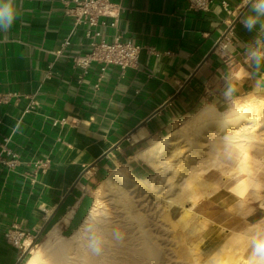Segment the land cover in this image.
Returning <instances> with one entry per match:
<instances>
[{
    "label": "crops",
    "instance_id": "crops-1",
    "mask_svg": "<svg viewBox=\"0 0 264 264\" xmlns=\"http://www.w3.org/2000/svg\"><path fill=\"white\" fill-rule=\"evenodd\" d=\"M110 1L117 26L108 17L89 28L76 20V0H13L16 20L0 31V264H17L50 231L81 226L111 171L149 173L139 155L200 107L264 98V64L246 56L264 40L241 23L253 14L249 0H212L207 10L189 0ZM88 29L101 32L97 41L140 46L135 66L77 65L92 57ZM241 68L249 77L225 98V77Z\"/></svg>",
    "mask_w": 264,
    "mask_h": 264
},
{
    "label": "bare ground",
    "instance_id": "bare-ground-1",
    "mask_svg": "<svg viewBox=\"0 0 264 264\" xmlns=\"http://www.w3.org/2000/svg\"><path fill=\"white\" fill-rule=\"evenodd\" d=\"M262 100L263 97H256L226 111L210 104L197 109L139 155L154 174L139 177L123 166L111 171L98 184L81 226L69 235L53 230L42 243L31 241V255L24 264H211L209 257L222 246L224 255L233 256L234 251L228 250L231 242H225L246 227L227 228L193 208L215 196L220 188V174L233 177L244 173L257 179L253 188L264 190V182L257 177L264 164ZM251 194L252 191L248 193L249 201ZM161 202L168 209L174 205L182 208L180 216L169 219L180 225L174 226L176 239L199 233L194 242L191 240V246L175 240L185 244L175 260L166 257L157 225L152 226L150 221L149 212ZM110 209L127 215L129 226H112L107 217ZM168 230L173 232L170 227Z\"/></svg>",
    "mask_w": 264,
    "mask_h": 264
},
{
    "label": "rangeland",
    "instance_id": "rangeland-1",
    "mask_svg": "<svg viewBox=\"0 0 264 264\" xmlns=\"http://www.w3.org/2000/svg\"><path fill=\"white\" fill-rule=\"evenodd\" d=\"M229 105L230 104H227L226 106L221 107L220 109H225ZM221 111H224V110H221ZM232 156L235 158L237 157L236 155H232ZM149 171H150L149 173L147 172V174L142 175V177L155 173L154 171H152L151 168ZM139 176H141V175H139ZM257 177L259 179H261L262 182H264V164L262 165V168L259 169ZM219 178H220V188L215 193V196H213L211 199L207 200L203 204L194 206V208H193L194 211L202 212L205 215H207L208 217H210L216 223H219L222 226H225L227 228L234 229V230L238 226H245L247 228L248 225H250L251 223L253 224V223H256L257 221H260L261 219H264V214H263L264 208L262 207L264 205V200H263L264 198H262V197H264V196H262V195H264V190H258L257 188L252 187L253 184H255V181L257 180L256 178L247 176L244 173L239 174V175H235L233 177H229L226 174H224V175L220 174ZM251 187H252V189H251ZM235 191H236V193H235ZM251 191H252L251 201H249L247 199V197H248V193ZM240 193H242V194L240 195ZM243 194H244V196H243ZM241 196H243L244 198ZM260 201H261V203H259ZM142 204L144 205L143 207H145V204L144 203H142ZM161 204H163V205H161ZM161 204H160L161 206L159 205L158 208H154L151 213L149 212L150 221H151L152 226L157 225V228L156 227L155 228H156V231L158 232L157 234L159 235L158 239L163 244V247L165 246V250H166L165 255H167L166 257H168V258L173 257L172 259L175 260V258H176L175 256L178 254V252L180 250L179 248L183 247L185 244L188 246H191L192 241L194 242L199 237V233L197 232L195 234H190V236L187 235L186 238H183V239H179V238L176 239L175 233H174V231H175L174 226H180V225H178V223L174 222L173 220L171 221L169 219H171V217L177 218L178 216H180V214H182V208L179 205H177V206L174 205L173 207H171L172 209L171 208L168 209V207L165 206L164 202H161ZM259 204L261 206H259ZM186 206L190 207V203L186 202ZM108 212L111 213V214L109 213V215L107 217H108V219L112 220L110 223L112 226H115V225L127 226L126 224H128V223L130 224L129 220L126 217L127 215L123 216L124 214H122V212L120 210L116 211L115 209L114 210L112 209V211H111V209H110V210H108ZM168 216L169 217L171 216V217L169 218ZM157 218H158V220H157ZM119 220H121V223ZM122 221L124 224H122ZM155 221H157V222H155ZM112 223H115V224H112ZM155 223H156V225H155ZM129 224H128V226H129ZM243 224H245V225H243ZM236 225H238V226H236ZM161 226H163L164 228ZM166 226L170 227L171 230H173V232L170 231V233H169L170 229L168 230V227L166 229ZM158 227L160 228V230H158L159 229ZM173 233H174V236L172 235ZM207 235L208 236H206V237H209V238L212 237V235H210V234H207ZM44 238H45V235L39 241H37V243H42ZM175 240H179L180 242L185 241L184 242L185 244L183 243L184 245L183 244L180 245L181 243L179 241L176 242ZM177 245H180V246L178 247ZM174 251H177V253ZM30 255H29V257H30ZM29 257H27V259Z\"/></svg>",
    "mask_w": 264,
    "mask_h": 264
},
{
    "label": "clouds",
    "instance_id": "clouds-1",
    "mask_svg": "<svg viewBox=\"0 0 264 264\" xmlns=\"http://www.w3.org/2000/svg\"><path fill=\"white\" fill-rule=\"evenodd\" d=\"M251 12L241 19L243 27L249 31H257L264 34V0H249ZM17 17V11L13 0H0V31L9 30ZM227 52L228 49H225ZM247 62L260 66L264 64V40L257 38L250 42L246 49ZM249 77L246 69L230 73L225 77V98H231L238 90L236 82L243 81ZM264 103V100L261 101ZM228 250L234 251L233 256L224 255L225 247L222 246L218 252L209 257L211 264H264V219L250 224L244 231L236 232L229 237L226 245ZM242 245V247H241ZM219 257V258H217Z\"/></svg>",
    "mask_w": 264,
    "mask_h": 264
},
{
    "label": "built area",
    "instance_id": "built-area-1",
    "mask_svg": "<svg viewBox=\"0 0 264 264\" xmlns=\"http://www.w3.org/2000/svg\"><path fill=\"white\" fill-rule=\"evenodd\" d=\"M191 7L197 10H207L212 4V0H189ZM78 13L76 20L78 22L87 23L89 28L98 27L106 24V18H114L112 26H117V18L120 13V7L112 3L110 0H76ZM87 35L91 39V58H82L75 63L79 66L86 67L92 61H97L103 64H115L125 69L130 66H135L141 47L130 42H124L120 36H116L114 41L108 42L105 40L97 41L96 38L101 35V32L87 30ZM67 42L63 44L66 45ZM224 48L229 44V40H221L219 42ZM0 99L1 96H0ZM28 248V247H27Z\"/></svg>",
    "mask_w": 264,
    "mask_h": 264
},
{
    "label": "water",
    "instance_id": "water-1",
    "mask_svg": "<svg viewBox=\"0 0 264 264\" xmlns=\"http://www.w3.org/2000/svg\"><path fill=\"white\" fill-rule=\"evenodd\" d=\"M219 44V43H218ZM218 44L215 46V48L218 46ZM94 164H92L91 166H89L88 168H87V170L88 169H90L92 166H93ZM43 230H44V228L42 229V231H41V233L43 232ZM40 233V234H41ZM28 250H25L24 252H23V254L21 255V257H20V259L18 260V262H17V264H20L22 261H23V259L25 258V256L28 254Z\"/></svg>",
    "mask_w": 264,
    "mask_h": 264
}]
</instances>
